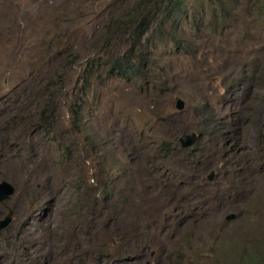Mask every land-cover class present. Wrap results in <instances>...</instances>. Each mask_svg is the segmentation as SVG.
<instances>
[{
  "label": "rangeland",
  "instance_id": "obj_1",
  "mask_svg": "<svg viewBox=\"0 0 264 264\" xmlns=\"http://www.w3.org/2000/svg\"><path fill=\"white\" fill-rule=\"evenodd\" d=\"M133 2L0 0V264L264 260V0H186L142 78L92 81L75 130L78 70Z\"/></svg>",
  "mask_w": 264,
  "mask_h": 264
},
{
  "label": "trees",
  "instance_id": "obj_2",
  "mask_svg": "<svg viewBox=\"0 0 264 264\" xmlns=\"http://www.w3.org/2000/svg\"><path fill=\"white\" fill-rule=\"evenodd\" d=\"M186 0H134L133 4L121 17L110 22V35L116 34L112 45L103 43L104 55L88 57L84 65L78 70V90L71 92L70 101L67 104V119L70 126L78 130L80 122V110L83 96L93 80L100 77L109 78L119 76L126 79L142 78V68L145 58V50L150 37L157 33L158 36L166 32L167 28L174 26L184 10ZM216 0H208L215 3ZM70 36L66 31L60 39L64 40V51L71 49ZM61 77V76H60ZM43 120L45 114L40 115ZM166 145V146H165ZM170 144L161 142L165 149ZM264 264V260L260 263Z\"/></svg>",
  "mask_w": 264,
  "mask_h": 264
},
{
  "label": "water",
  "instance_id": "obj_3",
  "mask_svg": "<svg viewBox=\"0 0 264 264\" xmlns=\"http://www.w3.org/2000/svg\"><path fill=\"white\" fill-rule=\"evenodd\" d=\"M183 103L179 98H174V106L177 109H180L182 107ZM196 138V134L194 132H190L189 134H181L178 136H175V138L172 139V141L175 144H179L180 147H189L191 146ZM209 178V176H208ZM14 191L13 186L4 180L0 181V201L4 200L9 197ZM231 216H228L227 218H230ZM10 220L9 214L5 215L3 218L0 219V229L3 228Z\"/></svg>",
  "mask_w": 264,
  "mask_h": 264
},
{
  "label": "bare ground",
  "instance_id": "obj_4",
  "mask_svg": "<svg viewBox=\"0 0 264 264\" xmlns=\"http://www.w3.org/2000/svg\"><path fill=\"white\" fill-rule=\"evenodd\" d=\"M23 230H25V227L23 228Z\"/></svg>",
  "mask_w": 264,
  "mask_h": 264
}]
</instances>
